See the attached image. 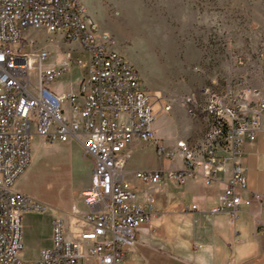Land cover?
I'll return each instance as SVG.
<instances>
[{
  "label": "built area",
  "instance_id": "obj_1",
  "mask_svg": "<svg viewBox=\"0 0 264 264\" xmlns=\"http://www.w3.org/2000/svg\"><path fill=\"white\" fill-rule=\"evenodd\" d=\"M31 33L59 41L61 62L48 65L51 53L37 47ZM76 68L83 69L76 91L59 96L50 90ZM230 82L220 92L203 90L200 100L193 94L182 99L192 116L203 115L206 132L198 146L180 140L168 150L156 137L155 123L171 106L155 109L139 71L113 49L81 0H0V264H129L152 210L150 202L135 201L127 180L135 140L154 143L159 159L180 163L173 170L135 172L140 184H183L195 175L211 184L230 165L219 204L208 213H228L235 221L243 206L260 204L263 196L247 188L244 147L259 136L264 142V90ZM34 135L48 144L77 143L94 168L92 186L81 194L89 208L86 229L69 239L63 221H54L51 247L27 261L21 257L24 219L45 208L12 185L31 164Z\"/></svg>",
  "mask_w": 264,
  "mask_h": 264
},
{
  "label": "rangeland",
  "instance_id": "obj_2",
  "mask_svg": "<svg viewBox=\"0 0 264 264\" xmlns=\"http://www.w3.org/2000/svg\"><path fill=\"white\" fill-rule=\"evenodd\" d=\"M81 1L99 30L111 37L113 49L139 71L155 109L171 106L156 120L160 129L156 136H162L167 145L176 138L198 146L205 135L203 115L192 116L181 104L185 97L193 94L200 100L203 90L220 92L234 80L264 90V0ZM28 38L51 53L48 65L61 62L59 41L33 33ZM82 72L76 68L62 75L49 85L50 90L58 95L68 93ZM146 145L149 147L140 151L148 159L156 146ZM21 181L32 200L45 208L29 213V218L40 238L52 243L53 217L75 203V146L67 149L61 143L48 144L34 135L31 164L12 190ZM73 219L65 223V234L75 238ZM37 251L34 238L24 244L23 259L36 261Z\"/></svg>",
  "mask_w": 264,
  "mask_h": 264
},
{
  "label": "crops",
  "instance_id": "obj_3",
  "mask_svg": "<svg viewBox=\"0 0 264 264\" xmlns=\"http://www.w3.org/2000/svg\"><path fill=\"white\" fill-rule=\"evenodd\" d=\"M78 86L79 82H75V88L69 92L76 91ZM65 94L67 93L59 96ZM159 130V125L155 123L156 135L160 134ZM162 138L160 135L157 137L159 140H163ZM178 140L175 138L169 145L164 144L170 150ZM62 145L67 149L75 146V203L70 210L55 215L51 223L53 226L54 221L62 220L65 226V223L69 224L75 218L76 240L87 227L83 217L89 208L81 194L92 186L94 166L91 160L85 162L83 151L77 143ZM146 147L149 146L139 140L133 142L126 168L127 180L134 188L135 201L143 206L149 202L152 205L149 220L141 228L136 246L128 254L129 264H264L262 136L254 142L245 144L244 163L247 168L248 190L262 195L263 200L250 208L243 206L235 221L231 220L228 213L216 215L208 213L212 207L219 204V197L231 176L230 165L218 170L217 179L211 184H207L201 175H195L187 178L183 184L166 180L156 185H142L134 178L135 172L173 170L180 166L178 158L175 161L159 159L154 146L153 150L151 148L150 158L145 159L140 150ZM23 183L21 181L19 188L13 191L32 199ZM244 198H248V193L244 194ZM192 204H196L199 209L187 210L186 206ZM29 217L28 214L24 219L22 239L24 244L32 242L34 238L37 239L39 258L40 252L51 247L52 243L40 238L35 222L33 223ZM67 238L74 239V236L69 234ZM23 256L24 253L21 252V257L24 258Z\"/></svg>",
  "mask_w": 264,
  "mask_h": 264
}]
</instances>
